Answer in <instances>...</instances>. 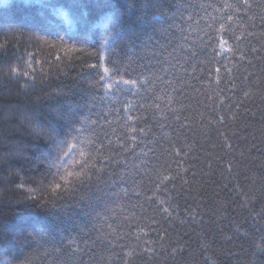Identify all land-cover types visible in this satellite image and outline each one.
<instances>
[{
	"label": "snow or ice",
	"instance_id": "snow-or-ice-1",
	"mask_svg": "<svg viewBox=\"0 0 264 264\" xmlns=\"http://www.w3.org/2000/svg\"><path fill=\"white\" fill-rule=\"evenodd\" d=\"M152 20L153 32L129 39L127 51L112 18L90 51L63 43L65 52L95 60L77 58L76 78L97 70L87 83L100 104L79 117L58 148L51 181L29 188L41 195L26 203L58 207L105 196L95 222L54 242V264L176 259L193 243L201 264H219L223 246L237 240L251 258H264V138L254 142L247 123L264 124V0H174ZM39 241L45 236L20 238L26 247Z\"/></svg>",
	"mask_w": 264,
	"mask_h": 264
},
{
	"label": "trees",
	"instance_id": "trees-1",
	"mask_svg": "<svg viewBox=\"0 0 264 264\" xmlns=\"http://www.w3.org/2000/svg\"><path fill=\"white\" fill-rule=\"evenodd\" d=\"M173 3L174 0H35L29 6L25 0H0V230L6 227V231H0V260L11 264H24L26 259L31 264H54V242L95 222L94 214L103 207L102 190L89 199L70 198L71 202H60L58 207L26 203L27 197L41 195L30 193L29 188L38 189L41 184L46 187L51 181V164L58 148L75 134L79 117L100 104L97 90L87 83L97 70L87 69L76 78L81 66L77 58L84 56L88 63L95 60L87 58L86 52H65L63 43L90 51L103 35L102 22L112 18L119 22V44L127 51L129 39L139 43L153 32L156 9L171 8ZM57 10L69 19L65 20ZM24 72L34 75L35 82ZM61 89L70 90L71 95H58ZM62 112L69 115L62 117L58 114ZM247 123L251 124L249 133L256 138L254 142L259 143L264 138V124L259 120ZM43 128L50 130L49 137H38ZM29 233L45 236V241L31 242V247L22 245L20 238ZM246 247L243 240L224 245L225 251L217 257L219 264H259L264 259L251 258L244 251ZM192 248V252L186 251L176 259L162 255L159 260L138 259L136 264H201L194 243ZM228 251L234 254L229 256Z\"/></svg>",
	"mask_w": 264,
	"mask_h": 264
}]
</instances>
